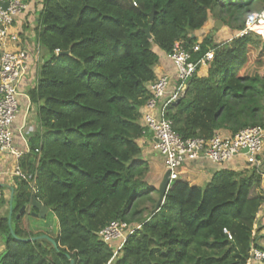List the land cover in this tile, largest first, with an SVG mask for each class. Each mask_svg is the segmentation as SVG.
<instances>
[{"label":"trees","instance_id":"trees-1","mask_svg":"<svg viewBox=\"0 0 264 264\" xmlns=\"http://www.w3.org/2000/svg\"><path fill=\"white\" fill-rule=\"evenodd\" d=\"M253 1L43 0L37 40L47 58L28 92L41 134L19 164L34 179L18 183L11 223L0 218V264H108L113 252L98 233L113 221L141 227L111 264H248L252 247H262L255 240L264 239L254 235L264 162L245 172L218 170L202 188L178 180L151 216L157 191L146 182L137 141L148 133L140 110L152 98L153 48L192 47L191 35L220 13L241 31ZM209 50L208 76L194 75L166 108L173 130L209 140L221 130L264 126L261 37L205 40L193 59ZM33 197L46 208L42 218L34 216ZM145 203L152 205L146 217ZM41 236L55 245L31 240Z\"/></svg>","mask_w":264,"mask_h":264},{"label":"built area","instance_id":"built-area-1","mask_svg":"<svg viewBox=\"0 0 264 264\" xmlns=\"http://www.w3.org/2000/svg\"><path fill=\"white\" fill-rule=\"evenodd\" d=\"M26 9V0H0V150L17 159L24 153L13 147L14 124L19 115L20 86L29 74V57L22 50L9 51L6 46L19 41L15 34L10 33V29L16 18ZM263 26L264 9L251 12L245 17L243 29L237 32L235 38L253 33L259 35L264 42V33L258 32V28ZM199 52L200 44H194L190 48L175 44L171 52L166 53L174 68V79L162 77L150 85L152 98L147 101L145 107L150 111L158 108L159 112L142 116L145 131H150L155 140L153 149L161 156L168 173V188L179 180L180 169L184 165L196 161L201 156L215 164L229 163L235 157L243 156L249 167L261 166L259 155L264 147V126L246 128L228 137L216 133L209 140L182 139L173 130L172 122L166 118V108L183 96L188 81L201 67L209 66L213 60L212 50L194 60V55ZM245 149L247 152H243ZM14 175L19 181L28 184L34 179V176L27 174L19 166L16 167ZM2 196L0 191V200ZM140 227L123 221H113L98 233L99 240L113 252L108 264L112 263L127 239ZM225 233L231 238L226 231ZM248 264H264V247H252Z\"/></svg>","mask_w":264,"mask_h":264},{"label":"crops","instance_id":"crops-1","mask_svg":"<svg viewBox=\"0 0 264 264\" xmlns=\"http://www.w3.org/2000/svg\"><path fill=\"white\" fill-rule=\"evenodd\" d=\"M26 5L27 9L16 18L10 29V33L15 34L19 41L17 43H9L6 46V49L9 51H15L17 49L22 50L29 57V74L20 86V108L19 115L14 124L13 141V147L23 152L24 155L17 159L8 152L0 150V191L3 195L0 202V218H7L8 222L10 219V223L15 191L20 182L15 177L14 171L16 167H20L19 164L22 160L25 164L28 158H30L27 152H30V148L34 146V139L41 134V127L37 116V106L30 102L28 92L35 87L38 69L47 58L46 50L37 40L38 17L43 8V0H26ZM262 9H264V0H254L252 12H259ZM218 21L221 22L219 15L216 17H209L204 27L191 35V38L195 39L194 44L201 45L205 40H208L211 45H221L234 39L238 31L230 29L222 22L220 27H218ZM41 49H43V51ZM153 51L158 56V62L153 67L155 80L162 77L173 80L175 75L174 68L168 60L166 53L159 50L157 47H154ZM208 71L209 66L201 67L196 76L198 78H206L208 76ZM140 112L142 116L148 113L157 114L159 109L157 108L155 111H150L144 106ZM217 134L223 137L231 135L225 130L218 131ZM154 143L155 140L150 131H148L147 134L145 132L144 136L137 141L141 149V156L149 167L146 182L157 191L152 194V197H154L153 195H157L158 197V188L166 171L161 156L153 149ZM259 160L264 162V147L259 155ZM248 167L243 156H237L231 162L225 164H215L201 156L196 161L190 162L180 169L179 180L191 186L202 188L210 182L213 174L218 170L228 169L234 172H245ZM262 183L264 189V180H262ZM256 218L258 219L256 225L264 227V208H262V211ZM261 233L262 232L256 234L260 236ZM261 242V240L260 242L257 240L260 246H262ZM4 249L3 240L0 237V255L4 252Z\"/></svg>","mask_w":264,"mask_h":264},{"label":"water","instance_id":"water-1","mask_svg":"<svg viewBox=\"0 0 264 264\" xmlns=\"http://www.w3.org/2000/svg\"><path fill=\"white\" fill-rule=\"evenodd\" d=\"M153 17H154V12H152L150 14V24L153 23ZM220 25H221V22L218 21L217 22V26L220 27ZM150 29H151V26L146 30V34H147L148 39H151ZM178 102H179V100L176 101L173 104H176ZM151 135H152V133H151ZM243 152H247V150L245 149ZM168 182H169L168 181V173L166 172V174L164 175V178H163V180H162V182H161V184H160V186L158 188V200L156 202L154 210L151 213V216H153L155 213H157L159 211L160 207L163 205V202H164V199H165V195H166L167 191H169L171 189L172 185H173L172 184L168 188ZM32 206L35 207L38 210V214H34V216L40 217V218L44 217V215L46 213V208L39 201H37L35 197H33V199H32ZM23 210H24V208H22V210L20 211L19 214H21V212ZM9 224H10V219H9ZM10 233H11V235H13L12 231H10ZM37 239L48 240L49 242L54 244L53 241L51 239H49L47 236H41L40 238H32L31 240L35 241Z\"/></svg>","mask_w":264,"mask_h":264},{"label":"rangeland","instance_id":"rangeland-1","mask_svg":"<svg viewBox=\"0 0 264 264\" xmlns=\"http://www.w3.org/2000/svg\"><path fill=\"white\" fill-rule=\"evenodd\" d=\"M219 18L224 19V14H223V13H220V14H219ZM41 50L43 51V49H41ZM252 169H253L252 167H248L246 171H250V170H252ZM263 180H264V179H263ZM262 184H263V183H262ZM262 188H263V187H262ZM153 196H154L153 198H154L155 200H157V198H158L157 195H153ZM144 205H145V207H146V209H147V212L144 214V216L146 217V216L148 215V213L151 212L152 205H151L150 203H145ZM258 227H259V228H258ZM261 229H262L261 226H257V225H256L255 228H254V235H255L256 233H259V232H262L261 235H263V234H264V230H261ZM261 235H260V236H261ZM256 237H257V234H256ZM257 240L260 242V239H259V238H258ZM257 240H255V241H257ZM261 241H262V242H261V243H262V247H264V239H262Z\"/></svg>","mask_w":264,"mask_h":264},{"label":"bare ground","instance_id":"bare-ground-1","mask_svg":"<svg viewBox=\"0 0 264 264\" xmlns=\"http://www.w3.org/2000/svg\"><path fill=\"white\" fill-rule=\"evenodd\" d=\"M258 32H259L260 34L264 33V26H263V27H260V28H258Z\"/></svg>","mask_w":264,"mask_h":264}]
</instances>
